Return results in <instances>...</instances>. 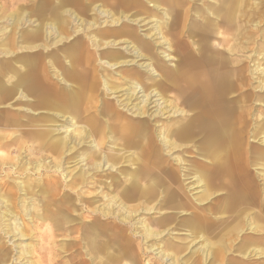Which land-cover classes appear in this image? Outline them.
<instances>
[{"label":"bare ground","instance_id":"obj_1","mask_svg":"<svg viewBox=\"0 0 264 264\" xmlns=\"http://www.w3.org/2000/svg\"><path fill=\"white\" fill-rule=\"evenodd\" d=\"M2 1L7 14L0 16V106L12 107L10 101L15 99L19 107L1 112L0 119L15 125L13 113L10 116L9 111L16 110L21 116L23 112L34 113L33 106L47 109L55 118L62 119L60 122L46 120L41 128L33 129L22 120L21 133L32 139L28 152L49 154L54 160L39 159L32 164V169L37 174L45 170L42 175L48 184L52 204L74 220L71 231L75 234L69 254L70 260H75L73 264H145V249L156 255L154 264H247L244 259L250 255L264 254V0H215L213 6L206 8L207 15L198 14L199 19L192 24L195 34L189 32L185 39L182 34L188 16L181 17L179 11L173 10L176 0ZM148 4L168 19L160 23L153 21L151 32L144 34L149 40H145L129 26L144 21L139 18L143 13H152ZM122 19L130 24H122ZM3 21L5 25L1 24ZM162 24L166 26L165 32L161 31ZM154 37L161 40L154 41ZM158 43L166 44L159 53L172 61L171 67L161 72L154 61L153 47ZM119 45L132 53V58L126 59L123 51L112 48ZM136 58L144 59L140 66L144 65L148 72H157L168 82L164 94L170 92V95L163 96L155 87L148 92L149 86L143 89L145 94L139 103H133L134 92L142 87H139L141 79L131 73L128 80L133 88L127 87L120 96L124 95L126 100L123 106L132 104L130 114L133 116L114 113L112 117L119 123L112 140L124 145L138 143L141 139L147 141L149 134L147 137L144 123L135 116L143 115L151 103L155 104L151 116L168 113L172 118L169 124L155 128L159 142L168 150L200 137L198 150L206 157L201 155V158L209 160V167L204 169L200 164L193 167L195 181L191 189L201 184L203 192L211 187L232 200L226 210L233 213L231 227L241 238L234 257L227 255L231 247L220 243L218 233L221 231L216 232L212 223L204 224L199 215L192 213L189 228V217H180L172 223L169 211L148 205L140 207L143 201H139V197L146 199L162 187L174 201L172 208L178 209L176 214L185 215L189 205L175 185L176 171L165 174L158 169L157 172H143L137 168L121 191L113 192L114 187L109 185L99 187L101 202L95 205V201H91L86 214H82L83 211L73 214L76 205L68 184L72 183L70 189L80 202L79 185L89 171L80 169L81 165L78 171L70 170L73 174L62 187L56 173L68 174L63 167L67 163L64 160L71 158L72 151L89 137L84 126H77V114L82 113L81 105L91 98L97 80L108 93L116 92L109 76L97 77L102 65L112 69L134 62ZM61 59L68 68H64ZM17 63L21 69L18 74L14 66ZM48 67L55 70L54 76L68 88L59 89L48 79ZM69 72L78 83H67ZM7 74L13 76L8 86L2 79ZM153 91L159 97L156 102H151L149 96ZM199 91L203 92L202 96ZM186 95L187 98L192 95L189 103L184 100ZM14 115L16 117L17 113ZM90 142L96 146L98 138L93 137ZM84 154H78L75 165L88 158ZM15 158L17 167L23 172L31 169L30 162L23 165L21 157L16 155ZM90 158L92 161L87 169L106 167L110 170L115 166L110 154L94 151ZM13 164L11 166L16 169ZM28 184L17 180L10 185L7 191L14 192L16 188L18 194L23 192L14 200H8L6 194L0 192V231L12 239L32 234L23 217L32 221L37 214L29 216L28 207L33 209L38 203ZM252 204L256 208L253 213L247 207ZM142 209L154 210L159 216L150 222L135 219ZM240 219L242 225L239 226ZM128 223L134 226L135 236L126 233ZM170 228L183 230L188 240L163 242L161 235L165 232L170 235ZM246 229L250 233L245 237L240 235ZM18 253L15 260L23 257V264H57L56 259L33 260V245L29 243ZM9 258V251L3 252L0 245V264H6Z\"/></svg>","mask_w":264,"mask_h":264},{"label":"rangeland","instance_id":"obj_2","mask_svg":"<svg viewBox=\"0 0 264 264\" xmlns=\"http://www.w3.org/2000/svg\"><path fill=\"white\" fill-rule=\"evenodd\" d=\"M214 3L215 0H176L173 10L179 11V14L181 13V17L188 16L186 19V27L182 34L183 39L187 38L189 32L195 34V30L192 28L194 20L199 19V13L207 15L205 11L206 8L208 9V7L213 6ZM147 6L148 8L152 9V13H143V15L139 18H144V21H141L137 25L134 23L130 24L125 19L120 21L122 24H130L131 26L129 27L135 31L138 37L145 40H149L147 37H144V34L151 32L150 26L153 24V21L160 23V21H165L168 19V16H161L159 10L152 8L151 4H148ZM3 9L6 8H4L3 1L0 0V16L7 14V11H4ZM13 9L14 8H10L9 10ZM203 11L205 13H202ZM148 14H152L153 16H147ZM104 19L105 18L103 17L101 21ZM4 23L5 22L3 21L1 24ZM160 27L161 31L165 32V24H162ZM153 40L156 41L161 39L154 37ZM112 48L123 51L126 55V59L132 58V53H129L128 50H125L123 45L113 46ZM153 48L155 49L154 55L156 57L154 61L159 64V71L161 72L162 69L170 68L172 61H170L168 57L163 58V55L159 53V51H162L166 48V44L164 45L163 43V46H161V44L158 43ZM61 61L64 68H68V64H66L62 59ZM142 61H144V59L136 58L134 62L124 63L115 66L112 69H109L107 65H102L100 69L97 70V77L109 76L113 80L114 86L117 88L116 92L108 93L101 85V81L97 80L91 98L85 104L81 105L82 113L78 112L77 114L79 117L77 126H84L89 137L86 138L85 142L79 144V146L72 151L73 154L71 155V158L67 157V159L64 160L67 163L64 164L63 167L68 171V174L65 176V174L62 172L56 173L57 181L60 183V187H62L64 186L65 181L70 179L71 175L73 174L70 170L76 169V171H78V168L81 165L80 169L82 168L85 171H89V174L84 177L79 185L80 190L78 194L81 196L79 198L80 202L76 201V195L73 193L74 191L70 189V187H72V183L70 182L68 184L69 191L71 192L73 201L76 205V211L73 212V214L75 215L76 213L82 211V214H86V211L89 209L88 206L91 205V201L94 200L95 205L101 202V195L98 194L99 187L101 188L103 186L106 187V185H109L110 187H114L113 192L121 191L127 185L126 182L127 179H129V176L133 171H136L137 168H140V170L143 172L148 170L157 172L160 170V172L165 174H168L170 171H176L178 178L175 182V185H178L181 189L184 201H186L189 205V211L185 213V215L176 214L178 209L172 208L174 201L172 200L171 196L168 195L169 193H167L165 189H162V187H158L157 190L146 199L139 197V201H143V204L140 205V207L144 208L146 205H148L149 207L152 206L156 210L163 209L165 211H169L172 214V223H176L180 217H189L191 218V222L189 221L187 223L189 228L193 219L192 213L199 215V218H201L204 224L212 223L213 227L216 228V232L221 231L218 233L220 234V243H227V245L231 247V251L227 252V255L230 257L237 255L238 251L235 249L238 245H240L241 238L236 236L235 230H233L231 227L233 226L234 221L232 217L233 213L226 210L229 204L232 203V200L228 199V196L223 192H214V189L211 187L203 192L201 184H195L196 186L193 185L194 189H191V185L195 181V177H193L195 173L193 171V167L198 166V164H200L204 169L209 167V160L201 158L202 156L205 157V155L201 154L198 150V140L200 137H197L191 142H187L181 147L168 150L159 142V138L157 137L158 130H155V128H160L161 126L169 124L172 118H169L168 113L155 117L151 116V111L155 109V104L151 103L144 109L145 113L143 115H134L135 119H139L140 122L144 123L147 137L149 134L147 141L146 139H141L138 143H126L124 145L118 141L114 143L112 140V137L115 135V131L118 129L117 126L119 123L118 121H114L112 117L114 113L121 112L123 114L133 116V114H130L133 111V108L131 107L132 104H130L128 107L123 106L126 100L124 95L120 96L122 93H124L127 87L133 88V85H131L130 81L128 80V78L131 77V73H135L134 77L141 79L139 87H142V89L138 88L134 92L135 96L132 97L133 103H139L140 99L145 94L143 89L149 86L151 87L148 89V92L151 90V88L155 87L157 91L159 90V93L163 94V96L168 97L170 95V92L164 94L165 88L169 86L168 82L164 80L163 77H160L157 72H148L144 65L140 66L139 64ZM14 66L17 74L20 73L19 71L21 69L19 64H14ZM54 72L55 70L48 67V79L51 80V82H53L59 89L68 88L63 82L59 81V79L54 76ZM64 77L68 79L66 75ZM12 78V74H7V76L2 77L6 86L11 84L13 81ZM66 81L67 83H78L71 72H69V81ZM154 94L155 92L153 91L149 95L151 97V102H156V100L159 98L156 94L154 96ZM199 94L202 96L203 92L199 91ZM195 95H197V93H195L194 96ZM117 100H119V102ZM184 100H186V103H189L192 100V95H190L188 98L186 95ZM200 100L204 101L205 98H200ZM16 102L17 101H15V99L10 101L12 107L1 105L0 113L6 109L10 110V108H12L11 110L18 109L19 104ZM33 107V109H35L34 113L23 112L21 116H19V113L16 110V112L9 111L10 116H12L13 113L12 119L15 120V125H8L6 122L4 123L0 119V192L6 194L8 200H11L12 198L14 200V198L18 195L21 197L23 192L18 194L16 188H14V192H9L7 190L11 184H16L17 180H23L25 183H30L28 185H30L31 190H33L31 195H33L35 198V203H38V206L34 205L33 209H31V206L28 207L30 208L29 212H31L28 213L29 216L30 214H37L32 219V221H28L27 217H23V222L26 224L28 223L29 225L27 224V226H30L29 229L31 231L30 233H32L31 236H26L20 239H12L9 235H6L0 231V245L3 247V252L9 251L10 260L6 264H23L22 262L25 260L22 259L23 257L20 259L17 258L16 260L15 258L18 257V252L22 249V247L28 243L33 245V255H31L33 260L41 261L42 259L46 260L47 258H50L56 259L57 264H73L75 260L71 261L69 254L71 251V246L73 245L75 234L71 231L74 225V220H70L71 218L67 216L66 211L61 208L58 209L52 204L50 200L51 196L48 190V184L42 175V173H45V170H42L40 174H37L34 169H32V164L37 162L39 159H47V161H50L52 158L49 157V154L43 153V155H39L28 152V148L31 146L32 139L26 134L21 133V130L23 129L21 126L23 123L22 120L24 123H28L24 125H28L27 127L29 129H33L37 127L41 128L46 120L50 121L52 119L56 122H60L62 119L55 118V116L49 113L47 109L42 108V110H40L35 106ZM108 108L110 109V112H108ZM14 113H17L16 117ZM16 120L18 121V124L16 123ZM61 132H63V130ZM93 137L98 138V144L96 146L90 142ZM118 140L121 139L118 138ZM94 151L99 152V154L102 155L110 154L111 158L115 159V166L110 170H107L106 167L103 169H87L88 165L92 161L90 157L94 155ZM75 152H84V156H88V158H85V160L80 164L75 165L74 161L79 157V153L76 154ZM16 155H18L19 158L21 157V163L23 162V165L25 162L31 163V169L29 171L23 172L21 167H17V163L15 161ZM157 161H160V163H157ZM11 164L15 165L16 169L14 166H11ZM188 168H191V171H185V169ZM184 172L187 173V175H184ZM203 176L201 177L206 180L205 175ZM4 181L8 183V186H6V182L4 185H2ZM260 184H262V182H260ZM262 192H264V190ZM17 200H19V198H17ZM17 200L14 203H16ZM247 207L251 208L250 212L252 213L256 210L253 204L249 206L247 205ZM34 210L36 211L34 212ZM142 210L143 211H139L135 215V219H142L143 221L150 222L153 218L159 216V214L155 213L154 210ZM240 225H242V220L239 223V226ZM127 226L126 233L131 236H135L133 234L134 226L131 223H128ZM136 226L139 227V224ZM171 226L173 227V224ZM169 232L171 233L170 235L166 232L161 235L163 242L168 240V242L179 243L183 240H188L183 230L175 231L173 228H170ZM249 233L250 231L246 229V231L242 232L240 235L245 237ZM212 235L213 234L208 235L207 237ZM213 239H216V237ZM197 242L198 241H196V243ZM144 253V263L154 264L153 261L156 257L154 252H149L145 249ZM11 256H13L12 261ZM244 260L247 262V264H264V254L260 256L250 255Z\"/></svg>","mask_w":264,"mask_h":264}]
</instances>
